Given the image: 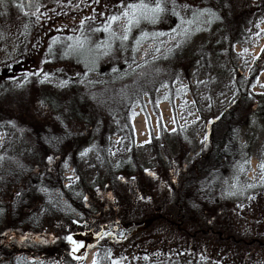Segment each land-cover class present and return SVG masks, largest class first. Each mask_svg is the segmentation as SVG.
<instances>
[{"label":"rangeland","instance_id":"obj_1","mask_svg":"<svg viewBox=\"0 0 264 264\" xmlns=\"http://www.w3.org/2000/svg\"><path fill=\"white\" fill-rule=\"evenodd\" d=\"M133 2L138 0H53L40 6L27 55L0 71V232H7L20 216L19 224L32 228L28 232L34 241L39 235L52 238L67 227L77 230V224L91 218V234L98 240L111 226L125 229L124 238L112 233L97 245L70 249L66 260L21 250L14 252L11 263L0 257V264H264L262 246L243 251L240 245L238 250L209 237L197 247L163 216L147 230L134 223L145 202L150 210L162 212L157 215L168 209L164 189L177 183L183 167L199 159L213 120L237 97V85L251 81L253 99L238 129L236 160L224 196L236 211L233 228L264 234V60L257 66L264 47V0H230L236 14L246 11L232 24L212 9L213 0H165L168 11L159 22L142 21L127 40L120 39L126 34V19L112 23L115 37L102 31L110 16L121 15ZM174 5L179 17L172 14ZM204 9L216 17L205 15L191 26L180 23V17L188 21ZM18 14L7 15V24H16ZM174 28H188L189 34L177 35ZM161 32L168 34L154 35ZM143 33L148 35L142 38ZM77 38L84 42L82 54L68 52L67 45ZM256 66L261 71L251 80ZM72 82L97 83L96 99L86 103L90 112L82 116L95 128L80 130L81 121L59 117L66 129L79 133L76 163L71 155L62 162L50 155V161L45 155L52 148L40 150L39 164L33 163L24 176L33 182L48 174L49 180L38 181L35 201L22 211L16 203L20 184L2 171L3 161L30 157L35 148L24 129L50 131L57 125L52 109L40 98L46 89L60 93ZM119 86L127 87L126 94L134 88L136 94L122 103ZM26 196L21 202L25 205Z\"/></svg>","mask_w":264,"mask_h":264},{"label":"trees","instance_id":"obj_2","mask_svg":"<svg viewBox=\"0 0 264 264\" xmlns=\"http://www.w3.org/2000/svg\"><path fill=\"white\" fill-rule=\"evenodd\" d=\"M52 1L53 0H5L3 4H0V71L2 68L8 69L10 65L19 62L27 55L30 49L31 35L37 24V15H32L36 10L35 6L37 4L42 6ZM20 4H23V9L18 7ZM30 4L31 7L29 6ZM230 4V0H213V5L211 6L212 9L220 10L221 16H224L226 20L232 24L237 22V20L239 21L240 17H244L243 14H245L246 11H243L240 7L241 10L236 14L237 8L234 7L235 13L232 14L234 8ZM241 6L243 7L242 4ZM256 7L258 6L253 8L250 6L251 9H255ZM16 12L19 13L17 15L18 21H15L17 23L8 25L7 23L9 20L7 15L10 13L15 14ZM25 13H27V15H25ZM258 56L257 62L261 61V64L259 63L257 66H262V61L264 60V47ZM257 66L252 72L251 80H254L256 78L255 76H258L261 71V67ZM3 76V72H0V81L3 80ZM114 81L115 80L112 82ZM149 84L150 83L147 82V86ZM252 84L253 82L251 81L247 82V85H244L246 86L245 88L243 85H237V97L221 112L217 119L213 120L207 141L208 145L204 148L203 152H201L199 159L190 167H183L177 174L178 176L176 175L177 183L172 185L171 188L166 187L167 189H164L165 194L168 196L164 204L168 209H166V211L164 210V215H157L162 212L150 210L147 202L143 204L144 207H142V211L137 213L134 217V223L141 225L139 228L147 230L152 227L156 221H159V216H163L161 218L168 221L169 227H173L175 231L187 238V242H192L194 246L197 247L200 245L198 243L200 240L204 238L209 239V237H215L217 241L223 245L231 243L235 245V248L238 250L242 248L243 251L254 250L260 246L264 247V234H260L259 232L246 234L239 231L237 227L233 228L235 225L236 211L233 204L229 203L224 196L225 182L236 160L238 129L241 126L243 118L246 116L249 105L252 103L253 97L250 93ZM119 87L123 89V92L120 93L121 101L122 103L126 102V100L131 98L130 96L135 89L133 88L128 93V96V94H126L127 90L125 89L127 87ZM97 90L98 85L94 82L86 84H74V82H72L70 88L63 92L57 93L46 89L45 93H43L40 100L47 104L48 108L52 109L57 125L55 128H51L50 131H44V129L33 130V127H26L24 130L32 140L35 148L32 150V154L29 158L25 159L6 158L2 165V171L13 175L16 182L20 184L19 190L21 192H18L16 195V203H18L22 211L35 201L33 199L36 197L35 189L38 181L43 180L47 183L49 180L48 174L47 176L45 174L41 175L42 178L38 177V181L34 180V183L27 180V177L24 176L33 163L36 162L39 164L36 158L38 155H41V151H43L44 148L47 149V147L52 148V153L45 155V158L48 157L47 159L50 160V155H58L60 157V162H62L70 155L73 158L70 157L74 159V154L81 145H75L79 133L74 129H66V122L62 124L59 117L66 118L70 120V122L73 120L81 121L83 126H80V130L89 131L95 128L90 118L85 119L82 116L86 117L89 114L87 110L90 112V107L87 105L90 104L88 103L90 100L93 101L96 99L95 92ZM103 104L104 103L98 105V107L100 106L103 108ZM110 107H112V105ZM111 109H113V107ZM97 111H99V108H97ZM104 111L105 109L101 110V113ZM215 122L216 127L212 129ZM68 131L69 133L67 135ZM74 162L76 163L75 159ZM56 169L58 170L59 167H56ZM28 187L30 191L27 193L26 188ZM23 194H27L25 199L28 200V203L26 205L21 203ZM38 202L43 205L42 200ZM50 213L55 212L51 211ZM64 218H66V216H64ZM20 219V216H18L17 221H11L7 232H0V257L5 258L10 263L13 260L14 252H21V250L26 252L35 250L37 255H40L39 258L57 257L60 255V257H66L64 258L66 260L70 257V249L73 250L72 244L67 240L68 236H72L73 239L82 242L88 247L97 245L109 237L111 238V234L99 240L97 237L95 238L93 233L91 234V229L94 225L89 221L91 218H87L76 225L78 226L77 230L73 227H67L63 232L58 233V235L52 238L49 236L40 238L41 236L39 235L38 238H35L36 240L31 241L28 229L32 230V228L24 224L20 225ZM98 220L100 221L101 219ZM134 223L132 222V225ZM22 226L27 228V230L21 229ZM129 226L130 224L127 220L125 227L127 228ZM101 228L103 229V227ZM44 232L45 231L42 233L43 235H50L49 231ZM17 237L18 239H16ZM206 243L207 242L204 241L202 244ZM239 245L242 247L239 248ZM203 247L205 248V246ZM87 250L88 248H86V251ZM73 258L72 255L70 259ZM243 258L242 256V260ZM64 259H62V261ZM206 260L208 261V259ZM238 263L241 262L238 260Z\"/></svg>","mask_w":264,"mask_h":264},{"label":"snow or ice","instance_id":"obj_3","mask_svg":"<svg viewBox=\"0 0 264 264\" xmlns=\"http://www.w3.org/2000/svg\"><path fill=\"white\" fill-rule=\"evenodd\" d=\"M5 0H0V4H3ZM31 7V4L29 5ZM19 8L23 9V4L18 5ZM35 12L32 13V15H37L40 11V5L37 4ZM121 7H123V4H121ZM175 5L173 6L172 14L174 16L179 17V13L175 12ZM168 11V9L165 6V0H151V2H146V0H138V2L129 3L127 8L122 12L121 15H113L108 18V23L104 25L102 31L109 32L113 37H115V33L111 31V25L112 23L119 21L121 19H126L127 24L125 28L126 34L121 37L122 40H127L129 38L128 33H131L134 26L138 27L142 21H147L149 23H158L161 17ZM27 15V13H25ZM205 15H208L210 17L215 18L216 13L211 11V9H204L199 12L193 13V19L185 21L183 17H180V23L181 24H188L191 26L193 23H196L197 20L203 21V18ZM37 18H39L37 16ZM208 22V21H204ZM96 31H101V29H96ZM173 32H176L177 35H184L187 36L189 34L188 28H183L180 31H177V29H173ZM168 33H155L156 36H162L167 35ZM148 34L143 33L142 38L146 37ZM70 41L73 40L72 37L68 38ZM57 41L53 40V43L55 44ZM139 44V41H137ZM110 47V45H109ZM177 47H179V44H177ZM68 52H74V53H80L82 54L84 52V42L81 41L79 38H77L73 43H70L67 45ZM68 52L65 53V55L68 54ZM107 54V53H105ZM89 61L85 59V64H87ZM91 63H95V60L91 61ZM45 79H47V75H45ZM43 83V81H41ZM65 84L67 81L64 82ZM51 160V158H49ZM229 195H235V192H229ZM67 240L72 244L73 251H77L80 248L85 247V245L82 242H78L77 240L73 239L72 236H68ZM114 264H118V262H114Z\"/></svg>","mask_w":264,"mask_h":264},{"label":"water","instance_id":"obj_4","mask_svg":"<svg viewBox=\"0 0 264 264\" xmlns=\"http://www.w3.org/2000/svg\"><path fill=\"white\" fill-rule=\"evenodd\" d=\"M111 230H112V228L104 229V230L101 232L100 237L106 236ZM114 231H116V230H114ZM115 233H116V236H117L119 239H123V238H124L125 229H119V230L116 231Z\"/></svg>","mask_w":264,"mask_h":264}]
</instances>
